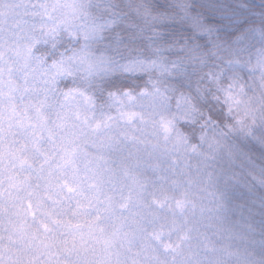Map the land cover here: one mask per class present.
<instances>
[{"label": "clouds", "instance_id": "obj_1", "mask_svg": "<svg viewBox=\"0 0 264 264\" xmlns=\"http://www.w3.org/2000/svg\"><path fill=\"white\" fill-rule=\"evenodd\" d=\"M0 264H264V0H0Z\"/></svg>", "mask_w": 264, "mask_h": 264}]
</instances>
